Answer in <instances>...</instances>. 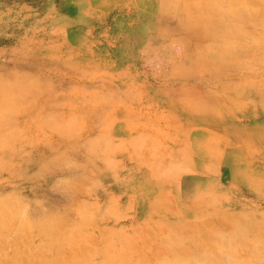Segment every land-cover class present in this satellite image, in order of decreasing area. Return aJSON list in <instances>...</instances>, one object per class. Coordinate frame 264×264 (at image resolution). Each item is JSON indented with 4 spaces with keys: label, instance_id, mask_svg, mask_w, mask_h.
Instances as JSON below:
<instances>
[{
    "label": "rangeland",
    "instance_id": "obj_1",
    "mask_svg": "<svg viewBox=\"0 0 264 264\" xmlns=\"http://www.w3.org/2000/svg\"><path fill=\"white\" fill-rule=\"evenodd\" d=\"M247 2L0 0V264H264Z\"/></svg>",
    "mask_w": 264,
    "mask_h": 264
},
{
    "label": "bare ground",
    "instance_id": "obj_2",
    "mask_svg": "<svg viewBox=\"0 0 264 264\" xmlns=\"http://www.w3.org/2000/svg\"><path fill=\"white\" fill-rule=\"evenodd\" d=\"M247 2V0H245ZM256 2H258L259 5H261L262 7H257L256 6V9H254V12H252V14H250L249 12V15H253V18L256 20H258V17H257V14L260 12V9H262V11L264 12V0H255ZM248 3V2H247ZM246 3V4H247ZM254 3V2H253ZM201 4V3H200ZM251 5V0H250V3ZM189 5V4H188ZM224 5V4H222ZM203 6V5H202ZM201 6V7H202ZM226 7V5H224ZM253 6V4L251 5ZM241 11V7L238 6V9H235L233 12H237V10ZM191 10V9H190ZM204 10V9H203ZM246 10V9H245ZM249 10V9H247ZM246 10V11H247ZM197 11V10H196ZM239 11V12H240ZM259 11V12H258ZM195 12V11H194ZM214 13V12H213ZM231 13V12H230ZM215 14V13H214ZM240 14H238V17H239ZM259 16V15H258ZM165 17V16H164ZM216 17V16H215ZM166 18V17H165ZM242 20V18H241ZM251 20V19H249ZM234 21V20H233ZM208 22V21H207ZM244 22V21H243ZM255 23V22H254ZM233 24V23H232ZM229 26V25H227ZM167 31V30H166ZM169 32V31H168ZM175 32V31H174ZM173 33V32H172ZM198 35V34H197ZM244 38V37H243ZM184 39V38H183ZM196 39V38H195ZM185 42V41H183ZM182 42V43H183ZM195 42V41H194ZM203 45V44H202ZM198 47V46H197ZM198 49V48H197ZM207 51V50H206ZM200 52V51H199ZM222 52V51H221ZM229 55V54H228ZM222 70V69H221ZM221 72V71H220ZM217 73V72H216ZM215 73V74H216ZM191 77V76H190ZM32 78H36L35 76ZM31 78V76H26L24 75L23 72H17L16 74H14V76H11L9 78H5V77H0V95H1V92H3L5 95H4V99H5V102H7V98H12L13 101L16 100V101H20L23 99H25V95H27V92L29 91V94L33 93L34 89L33 87L37 86L38 83L36 84V81H34V86H31L29 87L28 84L30 81L32 82L33 84V79ZM31 79V80H30ZM29 81V82H27ZM30 82V83H31ZM51 88V87H50ZM53 89V88H52ZM51 89V90H52ZM7 90H10V92H8ZM54 91V90H53ZM7 93H12V95H6ZM201 95V94H200ZM36 96V95H35ZM1 97V96H0ZM193 97V96H192ZM43 98V97H42ZM3 99V100H4ZM3 104V102L0 101V106ZM9 109V107H8ZM34 110V109H33ZM4 210V209H3ZM3 210L0 211V225L5 222V221H12V223L16 224V225H20L21 223L23 224L22 226H35L31 221L27 220L26 218H15V217H9ZM28 221V222H27ZM20 222V223H19ZM29 223V225H28ZM19 229V228H18ZM23 229V228H22ZM27 227L24 228V230H26Z\"/></svg>",
    "mask_w": 264,
    "mask_h": 264
}]
</instances>
